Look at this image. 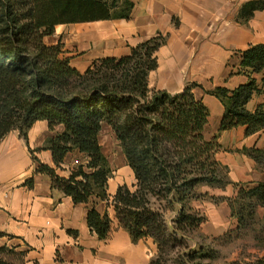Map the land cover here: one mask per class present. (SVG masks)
I'll list each match as a JSON object with an SVG mask.
<instances>
[{
  "label": "trees",
  "instance_id": "16d2710c",
  "mask_svg": "<svg viewBox=\"0 0 264 264\" xmlns=\"http://www.w3.org/2000/svg\"><path fill=\"white\" fill-rule=\"evenodd\" d=\"M133 8V0H0V141L11 130L27 140L37 120H47L50 129L62 124L63 130L42 146L52 152L55 167L34 157L39 163L36 172L49 175L52 187L75 204L87 205L89 227L106 239L112 219L96 204L109 200L112 168L99 135L104 124L110 125L136 177L134 189L123 184L113 196L120 225L133 241L154 240L157 253L149 264H204V246L188 243L206 221L192 205L207 195L199 193L198 186L235 187L233 196L217 199L227 201L236 221L229 232L239 235L256 222L258 208H264V182L230 179L228 166L217 159V135L206 137L210 109L193 91L200 84L188 83L175 93L149 87V73L158 66L156 51L167 36L159 33L131 47L127 55L98 58L84 71L64 55L60 40H45L58 24L129 18ZM258 9H264V0H250L240 17L247 19ZM236 53L239 71L264 69V43ZM262 91L251 75L235 88L205 89L224 106L219 132L244 126L249 136L264 129V107L247 108L252 96ZM73 150L87 158L74 164L68 176L59 175L56 168ZM239 151L264 171V147L243 146ZM26 184L32 186L33 178ZM4 235L0 231V237ZM5 248L0 245V264H9L2 256ZM181 249L176 259L170 258ZM261 261L264 264V258Z\"/></svg>",
  "mask_w": 264,
  "mask_h": 264
},
{
  "label": "crops",
  "instance_id": "0c3cea01",
  "mask_svg": "<svg viewBox=\"0 0 264 264\" xmlns=\"http://www.w3.org/2000/svg\"><path fill=\"white\" fill-rule=\"evenodd\" d=\"M133 1L129 18L58 24L54 34L45 40L49 44L60 40L64 55L70 57L73 66L84 71L98 58L127 55L131 47L163 33L167 40L156 51L158 66L149 73V87L175 93L188 83L200 84L193 90L195 95L206 103L210 114L214 108L220 114L216 132L206 137L217 135L221 144L217 159L228 166L230 179L264 182V171L239 151L243 146L264 147V129L249 136L245 135L244 126L219 132L224 106L205 92L218 85L235 88L251 75L263 91L252 96L247 108L264 107V69L259 73L239 71L241 59L236 53L252 44L264 43V9L255 10L244 19L240 11L250 0ZM105 127L118 141L114 150L102 146L112 168L107 184L109 200H98L96 204L101 213L107 211L112 219L106 239H100L89 227L87 205L75 204L70 196L52 187L49 175L36 172L39 163L34 157L55 167L52 152L42 146L49 137L63 130L62 124L50 129L47 120H37L29 128L27 140L18 130H11L2 138L0 231L6 235L0 237V245L20 255L18 262L9 260V264H149L156 255L157 245L152 238L133 241L116 217L113 196L120 185L134 189L136 177L112 127L104 124L102 129ZM86 158L84 153L73 150L56 172L66 177L76 161ZM29 178H33L32 186L26 184ZM257 213L263 217L264 208L259 207ZM212 233L205 230L202 235Z\"/></svg>",
  "mask_w": 264,
  "mask_h": 264
},
{
  "label": "rangeland",
  "instance_id": "374dc122",
  "mask_svg": "<svg viewBox=\"0 0 264 264\" xmlns=\"http://www.w3.org/2000/svg\"><path fill=\"white\" fill-rule=\"evenodd\" d=\"M219 115V111L214 108L209 116L206 135L216 132L214 130L215 125L218 124ZM99 139L107 150H114L118 145V141L106 127L101 129ZM227 187L221 190V187H212L208 184L198 186V192L207 195L204 198L193 200L192 205L205 214L206 221L198 231L190 235L188 243L193 248H196L198 244L204 246V252L208 255L207 258L200 259L204 264H262L261 260L264 258V216H258L257 213L256 222L253 225L244 229L239 235L230 234L229 231L232 232L235 228V220L231 217L227 201H218L217 199L218 196L236 193L233 185ZM205 230H212L217 235L214 236L212 233L210 236H204L202 233ZM181 252L183 249L169 256L176 259ZM2 256L7 262L9 260L18 262L20 257L16 253L13 254L9 248L2 251Z\"/></svg>",
  "mask_w": 264,
  "mask_h": 264
},
{
  "label": "built area",
  "instance_id": "2783aa9c",
  "mask_svg": "<svg viewBox=\"0 0 264 264\" xmlns=\"http://www.w3.org/2000/svg\"><path fill=\"white\" fill-rule=\"evenodd\" d=\"M78 162H79V161H76V163H78ZM76 163H75V164H76Z\"/></svg>",
  "mask_w": 264,
  "mask_h": 264
}]
</instances>
